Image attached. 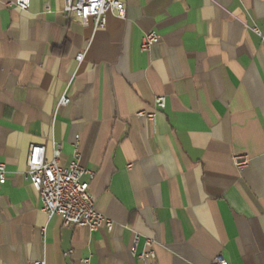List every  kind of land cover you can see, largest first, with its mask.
Segmentation results:
<instances>
[{
    "label": "crops",
    "instance_id": "crops-1",
    "mask_svg": "<svg viewBox=\"0 0 264 264\" xmlns=\"http://www.w3.org/2000/svg\"><path fill=\"white\" fill-rule=\"evenodd\" d=\"M14 1L0 0V264H264V0H122L99 29L64 0ZM33 145L49 161L60 147L62 168L79 151L112 230L42 212Z\"/></svg>",
    "mask_w": 264,
    "mask_h": 264
},
{
    "label": "built area",
    "instance_id": "built-area-1",
    "mask_svg": "<svg viewBox=\"0 0 264 264\" xmlns=\"http://www.w3.org/2000/svg\"><path fill=\"white\" fill-rule=\"evenodd\" d=\"M14 5L22 11H27L30 8L31 0H15ZM64 9L69 19H76L85 26L93 21L95 29L105 27L106 15L110 12L121 19L126 15V6L122 0H64ZM159 39L156 32L147 33L143 39L142 51L149 52ZM82 59L83 55L77 57L78 61ZM69 103L70 99L64 95L60 99L58 107H65ZM155 105L157 109H165V98L159 97ZM141 115H146L151 120L156 118L155 113H141ZM60 153V147L56 148L53 160L49 161L46 158L44 146L33 145L30 147L27 177L40 197L42 212L50 218L55 215L62 216L66 227L87 226L92 232H97L103 227L112 230L113 221L97 210L90 191V184L83 180L85 176L94 178L95 173L82 166L81 154L78 150L75 151L74 160L67 168L60 167L58 165ZM235 164L238 170H242L248 166L249 159L245 156H238L235 158ZM5 182V166L1 164L0 183L4 184ZM137 242L138 237L135 236L131 248L133 254ZM151 245L152 243L149 242L148 246L151 247ZM155 257L152 250L143 255L147 261L153 260ZM34 264L46 263L40 260ZM212 264H228V262L222 255H218Z\"/></svg>",
    "mask_w": 264,
    "mask_h": 264
}]
</instances>
